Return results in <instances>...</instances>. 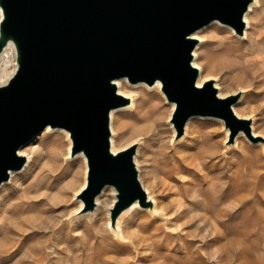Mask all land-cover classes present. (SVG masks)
<instances>
[{"label": "rangeland", "instance_id": "rangeland-1", "mask_svg": "<svg viewBox=\"0 0 264 264\" xmlns=\"http://www.w3.org/2000/svg\"><path fill=\"white\" fill-rule=\"evenodd\" d=\"M251 4L241 36L217 21L198 30L194 62L200 80H216L221 98L238 97L232 108L249 120L253 139L240 132L230 143V131L216 118L220 122L190 119L176 139L174 107L158 86L124 81L122 94L130 102L122 108H132L112 113L110 138L118 151L135 145L138 179L157 205L134 209L120 231L103 209L84 218L78 195L86 185V163L75 158L79 154L71 157L66 131L44 129L22 147L25 168L0 185V264H264V81L260 72L252 80L224 64L232 59L240 70H263L255 58L264 41V0ZM195 147L215 163V178L206 185L214 198L208 221L199 219L203 211L190 212L193 196L179 207L184 186L160 173L173 157L194 153ZM38 199L44 202L34 206ZM101 199L111 202L109 192ZM224 213L233 217L228 221Z\"/></svg>", "mask_w": 264, "mask_h": 264}, {"label": "water", "instance_id": "water-1", "mask_svg": "<svg viewBox=\"0 0 264 264\" xmlns=\"http://www.w3.org/2000/svg\"><path fill=\"white\" fill-rule=\"evenodd\" d=\"M252 0H0V58L9 42L15 71L0 85V185L21 170L18 151L46 127L69 134L71 157L86 160L82 213L95 209L106 187L116 193L110 221L135 202H151L134 164L135 145L113 153L110 112L129 105L114 81L160 83L176 139L192 118H216L230 131L253 139L249 120L221 98L213 80L197 87L191 35L217 21L242 35ZM260 139L259 137H257Z\"/></svg>", "mask_w": 264, "mask_h": 264}, {"label": "bare ground", "instance_id": "bare-ground-1", "mask_svg": "<svg viewBox=\"0 0 264 264\" xmlns=\"http://www.w3.org/2000/svg\"><path fill=\"white\" fill-rule=\"evenodd\" d=\"M252 5V4H250ZM250 5L248 6V10L246 12V14L248 13L249 11V7ZM246 14H244V17H243V20H244V23L246 25V23L248 24V21L245 18ZM1 9H0V19H1ZM212 23H217L216 21H213ZM226 27V26H225ZM229 28V27H228ZM199 31H196L194 32L192 35H191V38L192 39H197L196 38V34L198 33ZM245 32V31H244ZM235 35V34H234ZM236 36V35H235ZM244 36V35H243ZM242 36V37H243ZM239 37V36H238ZM240 37V38H242ZM196 49V48H195ZM195 49L192 51V66L197 69L198 71V78H197V81H196V84H197V87H200L202 86V84L207 81V80H210V79H203V80H200V75H201V69L200 67H198L196 64H195V60L194 58L196 59V51ZM258 50L260 52V54H258V51H257V54L258 56L255 58L257 61H261L264 63V41H261L259 42V45H258ZM195 51V52H194ZM15 54H14V48H13V45L11 42H9L7 48L3 51L2 55H1V58H0V85H3L7 82V80L11 77V75L14 73L15 71V67H16V64H15ZM240 59V58H239ZM263 60V61H262ZM225 66H227L229 69H236L238 68L239 72L242 73L243 75H248L251 77L252 80L256 79L259 75H258V72L261 73V77H262V81H264V66H263V70H261V68H254L252 71L248 70V68L246 67H243L242 70H240V68L238 67V62L232 60V59H227V61L224 62ZM209 70V69H208ZM241 77V76H239ZM126 82L125 79H118L116 81H114L115 85H116V89H117V92L118 94H121L123 95L122 93L125 94V92H123V88H124V83ZM213 81H216L215 79H213ZM241 81V79H240ZM258 82H260V79L258 80ZM127 83V82H126ZM158 86V90L160 91V83L159 82H156V85L155 87ZM214 87L216 89H218V86H216V84H214ZM162 95V94H161ZM124 97H129V96H125L123 95ZM218 96L219 97H223L222 94H220L218 92ZM171 105L172 107H174L173 104H169ZM132 108V104L129 106ZM127 107V108H129ZM127 108H119V109H115V110H112L110 112V121H111V115L112 113L116 112V111H120V110H126ZM234 108V107H233ZM232 108V109H233ZM235 111V110H233ZM235 115L241 119H244L242 117H240L236 112H234ZM199 119V118H198ZM203 119H212V118H203ZM212 120H216V119H212ZM218 122H220L219 120H216ZM188 122L186 123L185 125V132H186V126H187ZM48 129L50 130L49 127H46L45 130ZM56 131H59V132H63L61 130H56ZM111 131V129H110ZM226 132V131H224ZM64 133V132H63ZM227 133V132H226ZM65 134V133H64ZM112 134V133H111ZM67 135V133H66ZM68 136V135H67ZM185 136V134H184ZM240 137V136H239ZM112 138V136H111ZM111 138H110V149L113 153H116L118 152V150L115 149L114 147V142H113V139L111 141ZM181 140V139H180ZM175 143V142H174ZM197 149L196 152H192L190 154H187V155H183V156H180V157H173V159H171V161L168 163V165H166L167 167H165L162 171H160L161 174L165 175L168 177V179L170 181H174L176 183H178L180 187H183L184 186V193H179L181 196L180 198H182V201H177V204L178 206L180 207L181 205H183L182 203H185L187 200V197H192L193 200L191 201H188L189 204L191 205L190 207V212L195 210V209H199L201 211H203V215L202 216H199V219H205L206 221H208L210 218L209 216H207L208 214H211L212 213V210H213V207H212V203H214V198L212 196V193H210V189H209V186L207 187L206 185L208 184L209 185V182L212 180V177L215 178V176H210V173L212 172V170L214 169L215 167V163L212 162L213 160V157L210 156V155H207L206 157V154H205V151L203 150L202 147H198L196 148L195 147V150ZM205 149V148H204ZM18 155L19 156H23L24 157V153L22 152V148L19 149L18 151ZM205 157L208 159V161H205ZM76 159L80 158L84 161V164L86 163V160L85 158L79 154L75 157ZM135 158V157H134ZM71 160V159H70ZM27 161V159H26ZM164 162V161H162ZM27 164V163H26ZM25 164V166H26ZM134 164H135V167H138V164L136 165L135 163V159H134ZM86 165V164H85ZM25 168V167H24ZM205 168H209L208 170V173L207 174H204V169ZM138 170V168H137ZM15 174L14 172H11L10 173V177H12V175ZM175 175H178L181 179V181L177 180L175 178ZM213 175V173H212ZM177 177V176H176ZM178 178V177H177ZM161 181V180H160ZM139 182L141 184V181L139 179ZM212 182V181H211ZM161 183V182H160ZM154 185V183H152ZM143 184H141L142 186ZM165 185V184H164ZM206 186V188H205ZM214 186V185H213ZM85 187V184L83 185V187L81 189H83ZM231 187V186H230ZM142 188L144 189L146 195H147V198L148 200L153 204H155V206L157 205L156 204V201L154 199V196L150 194L149 192V189L148 188H144V186H142ZM40 190V188H39ZM164 190V189H163ZM162 190V191H163ZM227 194H230L229 190H227ZM106 192H109V196L111 198V202H109V200H104V199H101L102 197H104V194ZM190 193H193V194H190ZM232 193V191H231ZM78 194V193H77ZM116 193L114 191V189L112 187H106L102 190V192L96 196L95 198V209L92 211V212H87L83 215L84 218H87V219H91V216H94L96 215L101 209L104 210V212L106 214L109 215V211L110 209L112 208L113 204L115 203V200H116V197H115ZM222 195H225V194H222ZM231 195V194H230ZM169 195H164L162 198H166L168 197ZM179 196V195H178ZM216 197V196H215ZM217 197H219L217 195ZM222 197H225V196H222ZM227 197H225L226 199ZM222 199V198H221ZM218 200V199H217ZM223 201V200H222ZM44 202L43 199H38V200H35L32 202V204L34 206H37V205H40ZM218 203V202H217ZM57 204V203H56ZM81 204V208H82V203L80 202ZM80 208V209H81ZM139 205L137 202H135L132 206H130L128 209L124 210L116 219V223H115V228L117 231H120L121 229V224L124 220V218L130 213L132 212L134 209H139ZM36 208H32L30 210H35ZM142 209V208H140ZM158 209V206L157 208ZM144 210V209H143ZM215 211V210H214ZM219 210H217L218 212ZM220 213V212H218ZM216 214V213H215ZM215 214L213 216H215ZM222 214V213H221ZM226 213H224L223 215L224 216H227V220L229 221L233 216L230 215L229 213L227 215H225ZM217 215V214H216ZM219 215V214H218ZM232 216V217H231ZM211 217V216H210ZM217 217V216H216ZM215 217V218H216ZM198 218V217H197ZM195 219V217L191 218L189 220V223L188 224V227L192 226L193 223L195 222H192L193 220ZM196 221V220H195ZM114 226H111L110 227V230L112 232V234L114 236H116L115 234V230L113 228ZM117 233V232H116ZM215 240H217V237L215 238ZM214 240V241H215Z\"/></svg>", "mask_w": 264, "mask_h": 264}]
</instances>
